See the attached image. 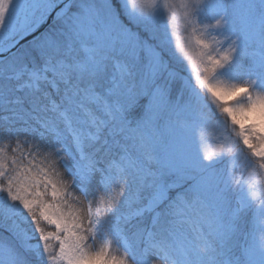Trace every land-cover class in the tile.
Masks as SVG:
<instances>
[{
    "label": "snow or ice",
    "instance_id": "obj_1",
    "mask_svg": "<svg viewBox=\"0 0 264 264\" xmlns=\"http://www.w3.org/2000/svg\"><path fill=\"white\" fill-rule=\"evenodd\" d=\"M13 48L0 264H264V0H0Z\"/></svg>",
    "mask_w": 264,
    "mask_h": 264
},
{
    "label": "rangeland",
    "instance_id": "obj_2",
    "mask_svg": "<svg viewBox=\"0 0 264 264\" xmlns=\"http://www.w3.org/2000/svg\"><path fill=\"white\" fill-rule=\"evenodd\" d=\"M217 118H218V120H219V122H220V124H221L222 127H224V126L227 127L228 132L232 135V139H237V137L235 136V134H234V133H231L232 126H231L230 122L227 121L226 117L220 115V114L217 112ZM215 143H216L215 138H207V139H206V144L208 145V147H212V146H214ZM253 166L255 167V165H253ZM236 175L239 176V170L237 171ZM257 179H259V177H257ZM77 194H78V193H77ZM258 202H259V201H257V203H258ZM248 220H249V221L251 220V213H249V215H248ZM250 238H251V237H250ZM94 246L98 247V246H99V241H97V242L95 243Z\"/></svg>",
    "mask_w": 264,
    "mask_h": 264
},
{
    "label": "water",
    "instance_id": "obj_3",
    "mask_svg": "<svg viewBox=\"0 0 264 264\" xmlns=\"http://www.w3.org/2000/svg\"><path fill=\"white\" fill-rule=\"evenodd\" d=\"M58 11V8L56 10L53 11V13L51 14V16L49 17L48 21L46 24H44L40 31H44L45 28H47L49 25L52 24L53 22V18L55 17V12ZM35 35H39V32H37ZM33 39V36H28V37H25L23 40L20 41V43L16 46L17 48H19L21 45H26L28 44V42L30 40ZM16 51V48H13L10 52H3V53H0V59H2L3 57H10L12 55V53H14Z\"/></svg>",
    "mask_w": 264,
    "mask_h": 264
},
{
    "label": "trees",
    "instance_id": "obj_4",
    "mask_svg": "<svg viewBox=\"0 0 264 264\" xmlns=\"http://www.w3.org/2000/svg\"><path fill=\"white\" fill-rule=\"evenodd\" d=\"M27 45V44H26ZM249 227H250V225H249Z\"/></svg>",
    "mask_w": 264,
    "mask_h": 264
}]
</instances>
